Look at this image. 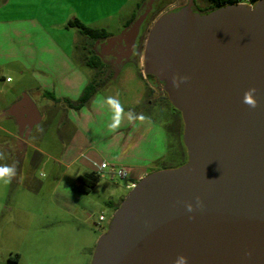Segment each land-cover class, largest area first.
Returning a JSON list of instances; mask_svg holds the SVG:
<instances>
[{"label":"water","instance_id":"95a60500","mask_svg":"<svg viewBox=\"0 0 264 264\" xmlns=\"http://www.w3.org/2000/svg\"><path fill=\"white\" fill-rule=\"evenodd\" d=\"M146 17L101 53L131 58ZM113 43L121 55L107 51ZM143 69L180 110L188 159L132 186L91 264H264V0L166 10L148 31ZM251 88L255 108L243 102ZM5 113L25 140L42 120L28 92Z\"/></svg>","mask_w":264,"mask_h":264},{"label":"rangeland","instance_id":"374dc122","mask_svg":"<svg viewBox=\"0 0 264 264\" xmlns=\"http://www.w3.org/2000/svg\"><path fill=\"white\" fill-rule=\"evenodd\" d=\"M23 1L13 0L8 9L21 7L19 4ZM187 2L174 0L168 4L149 29L163 12ZM33 3L37 5L39 0ZM54 4V12L50 13L57 22H64L70 14L69 19L78 16L89 20L96 28L107 30V38L121 35L129 27L123 26L122 21L131 13L141 10L148 16L157 8L151 0H56ZM194 4L204 10L212 5V0H194ZM60 36L70 37L72 33L65 31ZM107 38L96 40L94 50L96 60L105 59L109 64L97 69L96 79L103 82L99 92L116 100L120 107L142 112L141 99L146 94V86L128 79V75L138 69L136 59L118 62L114 55L102 57L101 49ZM143 53L144 48L139 54L142 61ZM12 68L9 69L12 82L3 83L0 78V152L5 155L0 159V166H14L16 170L11 183L0 182V264H91L97 240L108 229L112 205H120L121 197L130 191L126 184L131 176H122L118 168L112 172L110 166L100 171L92 164L100 173L96 187L90 192L75 189L73 184L79 173L86 171L83 161L89 158L79 154L81 144L73 141L71 118L66 115L64 105L56 103L45 120L33 128L30 138L22 140L15 118L8 116L5 110L25 92L20 89L32 78L28 74L26 80L20 82L17 71ZM148 76V82L152 79L157 82ZM155 92L156 95L151 93L157 104L153 114L166 124L169 134L166 160L158 166L178 167L188 159L183 142L184 122L159 82ZM35 99L40 109H45L44 102ZM63 119L65 124H62ZM5 129L17 134H8ZM101 215L104 220L100 219Z\"/></svg>","mask_w":264,"mask_h":264},{"label":"crops","instance_id":"0c3cea01","mask_svg":"<svg viewBox=\"0 0 264 264\" xmlns=\"http://www.w3.org/2000/svg\"><path fill=\"white\" fill-rule=\"evenodd\" d=\"M33 1L24 0L19 4L21 7L11 10L8 8L12 6L13 0L0 2V78L5 81L3 83L12 82L11 67L17 71L20 82L26 80V75H30L32 79L25 84L21 83L24 85L20 90L28 92L34 100L39 98L44 102L42 106L45 109L38 106L42 113L41 122L56 103L64 105V111L74 125L73 141H79L82 147L79 154H86L89 158L83 161L86 171L78 176L96 171L92 165L94 161L107 162L112 172L118 168L119 171H126L125 176H131L126 184L130 190L147 174L172 168L158 166L166 160L169 134L166 124L153 114L157 104L151 93L156 95L154 89L158 82L153 79L148 82L149 76L144 72L143 61L139 57L135 58L138 69L130 73L128 79L146 86V94L141 99L143 111L134 112L121 106L120 122L116 127H112L115 108L108 103L109 98L99 92L100 89L78 110L46 95L48 91L57 98L76 101L85 86L96 80L97 69L87 64V56L95 52L96 41L87 38L74 27H66L71 14L62 23L54 20L50 12H54L56 0H39L37 5ZM132 14L124 18L123 26L127 27ZM79 19L96 27L89 20ZM65 31L72 33V36L61 37ZM103 63L109 65L105 59ZM62 124H65L64 119ZM5 131L17 134L11 129ZM124 198L125 195L120 202ZM112 206L113 214L119 205Z\"/></svg>","mask_w":264,"mask_h":264},{"label":"trees","instance_id":"16d2710c","mask_svg":"<svg viewBox=\"0 0 264 264\" xmlns=\"http://www.w3.org/2000/svg\"><path fill=\"white\" fill-rule=\"evenodd\" d=\"M173 1L174 0L162 1L157 6L155 11H153L152 13H150L146 17V19L143 23L142 29H141L140 37H139L140 45H139L137 53H136V58L139 57V54H140L141 49H142L143 40L146 37V33L149 29L151 22L156 18V16L168 4L172 3ZM241 1H243V0H212V5L209 6V8H207V9H211V8L216 7V6L223 4V3L241 2ZM250 1L254 4L258 0H250ZM207 9H204V10H207ZM200 10L204 11L203 9H200ZM140 13H141V10H139L138 12H134L133 15L131 16V18L128 20L127 26H130L136 20V18L140 15ZM66 27H69V28L74 27V28L78 29L79 32L82 33L84 36H86L87 38H89L91 40H95V41L98 39H105L109 36V33L107 32V30L89 26V25L85 24L84 22H82L77 17L71 18L68 21V23L66 24ZM98 54H100V51L98 52ZM102 57H105V56L102 54ZM96 58H97V56L94 53L87 56V64L92 66V67H95L96 69L103 68L105 66L104 63L101 60H96ZM147 75L152 76L153 78H155L157 80V82H159L158 79L156 78V76H154L152 74H147ZM101 83H103V82H101L100 79L99 80L96 79L95 81L88 83L85 86V88L83 89L82 94L80 95V97L76 101H73L69 98H65V99L57 98L52 92H48V91L46 92V95L56 102L64 101L68 107L78 110L89 102V100L94 96V94L97 92L99 87H101V85H102ZM171 105H172V108L174 109V111H176L177 113H179L181 115L180 110H178L173 104H171ZM185 162L183 161L180 165L184 164ZM99 179H100V173H98L97 171L85 173V174L78 176L77 182L73 184V187L79 191H82V192H90L95 187V185L99 182Z\"/></svg>","mask_w":264,"mask_h":264},{"label":"clouds","instance_id":"9594fccd","mask_svg":"<svg viewBox=\"0 0 264 264\" xmlns=\"http://www.w3.org/2000/svg\"><path fill=\"white\" fill-rule=\"evenodd\" d=\"M174 84L175 86L179 87V83H177L175 80H174ZM255 92H256V89L251 88L248 91H246L244 94L243 102L252 108L257 107V103H258L257 100L254 99ZM108 103L113 105L115 108V115L113 117L114 124L112 125V127H116L120 122V114H121L122 109L120 105L117 103V101L114 99H109ZM4 158H5L4 153L0 152V159H4ZM15 175H16V170L14 166H9V165L0 166V182L4 184H9L15 178ZM187 208L189 211H191L192 205L191 204L187 205ZM182 259H186V258H182Z\"/></svg>","mask_w":264,"mask_h":264},{"label":"flooded vegetation","instance_id":"af4514ba","mask_svg":"<svg viewBox=\"0 0 264 264\" xmlns=\"http://www.w3.org/2000/svg\"><path fill=\"white\" fill-rule=\"evenodd\" d=\"M162 1H164V0H155V4L158 6ZM145 40H146V37L144 38V40H143V43H142V48H144V43H145ZM110 45H112V46H110L108 49H107V51H109V52H115L116 53V55H121L122 54V49H121V45L120 44H118V43H113V44H110ZM139 45H140V43H138V45H137V47H136V50H135V54L131 57V58H136V53H137V50H138V47H139ZM110 55H112V54H110ZM104 56H107V55H104ZM21 138V137H20ZM22 140H25V139H23V138H21ZM113 215V214H112ZM111 218H112V216H111ZM111 220V219H110ZM110 222V221H109Z\"/></svg>","mask_w":264,"mask_h":264},{"label":"built area","instance_id":"2783aa9c","mask_svg":"<svg viewBox=\"0 0 264 264\" xmlns=\"http://www.w3.org/2000/svg\"><path fill=\"white\" fill-rule=\"evenodd\" d=\"M241 2H245V3H248V4H250V5H253V3H252L250 0H243V1H241ZM93 165H95V166L98 168V170L103 171L106 167H108L109 164H108L107 162L99 163V162L94 161V162H93ZM120 174H121L122 176H125V175H126V171H125V170H121V171H120ZM100 219L103 220L104 217L101 216Z\"/></svg>","mask_w":264,"mask_h":264}]
</instances>
